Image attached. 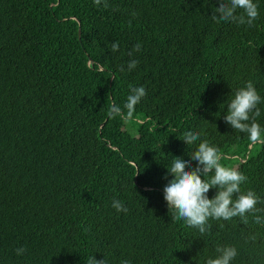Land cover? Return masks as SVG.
Masks as SVG:
<instances>
[{
	"label": "trees",
	"instance_id": "1",
	"mask_svg": "<svg viewBox=\"0 0 264 264\" xmlns=\"http://www.w3.org/2000/svg\"><path fill=\"white\" fill-rule=\"evenodd\" d=\"M254 2L248 26L215 22L219 0H0V264H206L218 246L237 248L231 264H264L251 214L246 225L210 219L201 235L172 220L163 191L171 158L207 140L247 176L242 191L264 199V142L224 119L251 80L264 128V0ZM113 105L122 115L108 116ZM188 131L200 134L191 145Z\"/></svg>",
	"mask_w": 264,
	"mask_h": 264
},
{
	"label": "clouds",
	"instance_id": "2",
	"mask_svg": "<svg viewBox=\"0 0 264 264\" xmlns=\"http://www.w3.org/2000/svg\"><path fill=\"white\" fill-rule=\"evenodd\" d=\"M99 5L101 0H94ZM104 7H108L105 3ZM242 9V14H237ZM259 18L258 5L254 0H219V7H216L212 19L220 23L234 22L240 25L247 24L252 26ZM141 45H134L133 52H138ZM111 50H119V42L111 45ZM132 55V52L129 53ZM138 60H130L128 70L135 69ZM124 68L121 66L120 71ZM147 95L144 86L133 87L131 94L127 97L123 108L127 110V117L131 118L135 112L136 105ZM262 102L256 87L251 80L246 82L244 87L237 89L232 98L227 103V115L225 122L233 129L248 134L251 142H264L262 134L264 128L256 122V118L261 115L257 107ZM122 115L120 106L113 105L109 108L108 116L114 118ZM200 137L197 132L188 131L183 134L182 140L191 145ZM223 157L220 150L203 140L199 143L189 160L175 156L171 158V165L167 167V176L173 178L164 187V199L167 202L169 212L172 213V220L184 221L188 226L197 228L203 235L210 228L209 220H231L239 217L241 223L248 224L249 214L254 217L256 224H264V216L256 215L264 212V208H258V204L264 203L255 191H242L241 185L247 181V176L239 169L229 167L221 163ZM191 161H196L197 166L190 168ZM211 189H217L214 198H209L208 193ZM112 207L117 212H128V208L120 200H113ZM255 240V236L251 237ZM17 255H23L25 248L20 247L16 250ZM218 255L216 258H209L206 264H231L238 255L237 248L234 246L217 247ZM88 264H108L107 258L97 260L92 256ZM121 264H131L130 260H122Z\"/></svg>",
	"mask_w": 264,
	"mask_h": 264
}]
</instances>
